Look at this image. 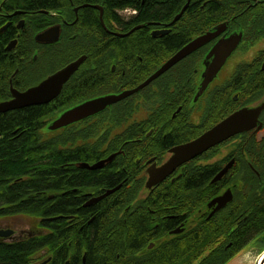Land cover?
Masks as SVG:
<instances>
[{
	"label": "flooded vegetation",
	"instance_id": "af4514ba",
	"mask_svg": "<svg viewBox=\"0 0 264 264\" xmlns=\"http://www.w3.org/2000/svg\"><path fill=\"white\" fill-rule=\"evenodd\" d=\"M218 1L222 0H182L181 11L186 9L176 22L181 11L123 30L110 19L106 23L99 3L69 0L54 10H26L0 0V41L10 39L5 52L16 62L8 79L10 98L1 102L13 99L11 88L25 92L84 59L54 100L37 105H51L50 122L85 102L136 90L192 42L225 26L139 91L49 135L54 143L66 140V151L73 154L67 162L70 171L86 172L78 187L62 192L74 196L76 210L98 209L115 217L117 229L135 221L147 232L133 255L135 261L147 260L160 247L191 236L201 246L185 257L193 259L192 264L217 255L225 260L220 264H230L249 247H256L259 257L264 252V110L256 127L208 149L155 183L158 170L171 160L174 150L196 141L235 112L264 103V0H224L228 18L201 29V21L211 17ZM86 9L97 12L95 19ZM187 9L193 12L184 18ZM136 15L134 10L120 12L119 17ZM52 29L60 34L57 41L35 40L37 34ZM54 34L49 40H54ZM140 35L145 42H136L149 45L146 54L135 50L122 55L115 50L119 40H136ZM235 36L240 37L239 44L202 91L204 75L215 62L208 58L212 50ZM13 42V49L7 51ZM77 149L83 157L74 156ZM113 155L102 168L83 167ZM76 172L69 179L77 178ZM96 173L100 180L94 182L91 176ZM197 178L203 181L194 189L179 188ZM108 199L110 205L97 208ZM61 218L65 217L52 219ZM67 218L72 222L78 216ZM253 227L257 231L243 246H234L236 238Z\"/></svg>",
	"mask_w": 264,
	"mask_h": 264
},
{
	"label": "trees",
	"instance_id": "16d2710c",
	"mask_svg": "<svg viewBox=\"0 0 264 264\" xmlns=\"http://www.w3.org/2000/svg\"><path fill=\"white\" fill-rule=\"evenodd\" d=\"M74 1L101 4L106 23L110 19L123 30L148 19L175 15L183 6L182 0ZM68 2L69 0H10L13 7L26 10H54ZM126 9L136 10L138 15L123 20L119 14ZM86 10L95 19L97 12ZM190 12L193 11L187 9L184 18H188ZM226 18L228 10L225 1H218L213 5L211 17H202L200 28L206 29ZM190 24L192 28L193 23ZM143 38L145 39L140 35L136 40H119L115 50L121 51L122 55L126 52L133 54L135 50L144 55L149 45L143 44L141 47L136 42L138 40L144 43ZM9 40L3 38L0 41V101L10 98L8 79L16 65L12 55L5 52V44ZM63 103L66 104V100ZM51 109V105L36 106L0 114V221L28 217L34 220V227L38 232L19 241L1 240L0 264H35L40 261H47L46 264H83L85 254L86 264H192L194 260L185 257L192 251H200L201 247L192 236L168 247H160L151 253L148 257L150 260L147 258L135 261L133 255L148 237L140 223L134 221L129 227L121 225L117 229L116 221L113 220L115 217L111 214H101L98 209L90 213L83 209L76 210L78 204L74 205L77 203L74 196L63 195L62 192L67 188L78 187L82 178L86 177V172L70 171L68 168L67 162L73 154L66 151L65 139L54 143L49 134H44L43 129L52 118ZM74 156L83 157L78 149L74 150ZM73 172L78 173L77 178L69 179ZM91 179L94 182L100 180L97 173ZM202 181V178L192 179L186 186L181 183L179 188L194 189ZM51 195L55 197L51 198ZM109 200L102 202L97 208L106 206ZM59 215L65 218L52 219ZM93 215L96 218L88 224ZM68 216H78V219L71 222ZM255 231L257 228L253 227L240 234L234 246L242 247L243 241ZM220 257L217 255L201 264H220L225 261Z\"/></svg>",
	"mask_w": 264,
	"mask_h": 264
},
{
	"label": "water",
	"instance_id": "95a60500",
	"mask_svg": "<svg viewBox=\"0 0 264 264\" xmlns=\"http://www.w3.org/2000/svg\"><path fill=\"white\" fill-rule=\"evenodd\" d=\"M185 9L186 7L174 19L173 23L176 22L182 16ZM56 29H60V27ZM224 29H225V26H219L215 29L216 30L215 33H209L206 36L201 37L195 40L194 42H192L185 49H183L180 53H178L174 58H172L167 64H165L152 78H150L147 82H145L143 85H141L136 90L127 91L120 95H108L105 97L94 99V100L85 102L77 107H74L73 109L65 111L63 114L60 115V117H58L53 123L49 125L48 127L49 130L56 131L61 128L67 127L73 123L82 121L88 117H91L99 112L104 111L107 107L125 99L126 97L130 96L134 92L139 91L144 86L149 84L152 80H154L155 78L160 76L162 73H164L169 67H171L178 60L188 55L190 52H192L197 47H199V45L208 41L212 37L219 35ZM54 32L55 31H53V29L41 32L36 35L35 40L39 43L57 41L60 37V34L58 31L55 34ZM52 34H54V40H49V39H52L50 38L52 37ZM239 41H240V37L235 36L226 41L219 42L214 47V49L212 50L208 58H211V59L213 58L215 62H214V65L210 69H208L207 73H205L204 75L205 80L202 84V91H204V89L208 86V84L216 76L217 72H219L220 68L224 65L227 57L239 44ZM13 44L15 43L13 42L7 48V51H11L13 49L14 47ZM83 60L84 59L81 58L76 63L65 67L61 71L55 73L51 77L41 82L39 85L32 87L25 92H19L15 90L14 88H11V94L13 96V99H11L10 101L0 103V114L7 113L10 111H14V110L28 108L31 106H37V105L50 103L60 94L63 85L69 80V78L73 75V73L75 72V70L78 68V66ZM263 110H264V103L254 109L239 110L235 112L234 114H232L227 119H225L224 121H222L221 123H219L211 131L207 132L206 134H204L202 137H200L196 141L174 150V156L171 158V160L165 166H163L162 168L158 170L159 178H157L155 183L166 178L177 167H179L183 163H186L196 158L197 156L201 155L208 149L222 143L223 141H226L227 139H229L230 137L238 133L249 131L253 129L254 127H256L258 123V119L261 113L263 112ZM114 157L115 156L113 155L109 157L107 160L100 162L98 164H95L92 167H89L88 165H84L83 167H86L91 170H96V169L104 167L107 163L111 162ZM113 191L108 192L107 194H105L104 196L100 198H96L91 203H96L100 201L101 199H103V197L111 194ZM218 202L221 203V200H218ZM13 233L14 232L12 230L0 229V240L9 238L10 236L13 235ZM263 255H264V252L261 254V256ZM258 261L259 259L257 260V262ZM46 263L47 262H44L42 264H46ZM258 264H264V258L261 259L258 262Z\"/></svg>",
	"mask_w": 264,
	"mask_h": 264
},
{
	"label": "rangeland",
	"instance_id": "374dc122",
	"mask_svg": "<svg viewBox=\"0 0 264 264\" xmlns=\"http://www.w3.org/2000/svg\"><path fill=\"white\" fill-rule=\"evenodd\" d=\"M229 67L227 66L226 70ZM34 220L28 217H18L13 219H6L0 221V229L12 230L14 233L7 239H3L6 242L19 241L25 237L35 235L37 228L34 227ZM258 252L256 247H249L241 252L230 264H255L258 258ZM37 262L35 264H39Z\"/></svg>",
	"mask_w": 264,
	"mask_h": 264
},
{
	"label": "bare ground",
	"instance_id": "6f19581e",
	"mask_svg": "<svg viewBox=\"0 0 264 264\" xmlns=\"http://www.w3.org/2000/svg\"><path fill=\"white\" fill-rule=\"evenodd\" d=\"M132 11H134V10H132V9H126V10H123V11H121V12H132ZM4 102H6V101H4ZM0 103H2L1 101H0ZM25 109V108H24ZM20 110H22V109H20ZM14 111H17V110H14ZM57 119V118H56ZM55 119V120H56ZM55 120H53V121H51V122H48L47 123V126H46V128L43 130V132H44V134H52V132H54V131H50L49 130V125L51 124V123H53ZM264 258V255L263 256H261L260 258H259V261L261 260V259H263ZM258 261V262H259ZM258 262L257 263H255V264H258Z\"/></svg>",
	"mask_w": 264,
	"mask_h": 264
}]
</instances>
